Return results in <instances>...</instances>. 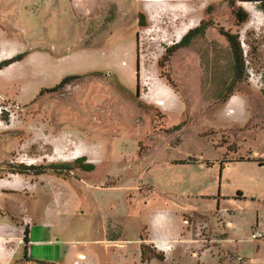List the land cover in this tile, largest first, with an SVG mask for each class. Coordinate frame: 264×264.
<instances>
[{"label":"rangeland","instance_id":"obj_1","mask_svg":"<svg viewBox=\"0 0 264 264\" xmlns=\"http://www.w3.org/2000/svg\"><path fill=\"white\" fill-rule=\"evenodd\" d=\"M18 55L0 70V220L49 240L34 260L264 264V0H0V61ZM35 187L68 207L54 237ZM159 215L178 237L157 249Z\"/></svg>","mask_w":264,"mask_h":264},{"label":"crops","instance_id":"obj_2","mask_svg":"<svg viewBox=\"0 0 264 264\" xmlns=\"http://www.w3.org/2000/svg\"><path fill=\"white\" fill-rule=\"evenodd\" d=\"M2 59L3 57H0V60ZM224 170H225V167L222 164H220V174H222ZM17 182L19 181H15V182L13 180L8 181L9 185H5V187L10 186L8 188H16L14 185ZM34 190H36L35 194H38V196H40L41 198H44V197L46 198L43 215L40 216L39 220L41 219L43 220L41 226L43 229L47 230V235H51L52 237H54V235L56 233L58 234L59 232L58 229L56 228H60V218L67 211L68 207L65 208L61 205L56 206L53 200H51L52 198H54L52 192H49L47 190L44 191L43 189L39 190L37 189V187H35ZM238 191L242 194L240 190ZM12 193H9V194H12ZM1 194H5L3 193V189L0 190V200L6 199L5 196ZM6 200L12 201L11 198L6 199ZM13 201H15L14 203L17 202L16 200H13ZM38 203L39 202L37 198L36 200H33V205L36 208L38 207L37 205ZM16 204L18 205V209L20 210L21 215L30 216L32 218L33 226H34L36 216L34 217L33 215H31L29 210L25 208V206H22L21 204H18V203ZM10 211H11V208H10ZM160 216L162 215H159L156 218L151 220L152 230L150 231V234L147 239H144V240L141 239L143 241L142 244L149 243L155 246L157 249H159L160 245H165L168 242H171L174 238L178 237V234L174 232L175 230L174 227H170V226L167 227L165 225V224H169L168 223L169 221H171L172 223L173 221L170 220L169 217H167L168 219H166V218H160ZM25 228L26 227L25 226L23 227L22 225H20L19 222L18 223L14 222L12 220V217L10 216H7V218H4V219L2 218L0 220V264H13L16 261L19 263L26 262L27 264H51V263H46L43 261L34 260L33 252L31 250L32 245H36V244L48 245V243H50L49 240L48 241H44V240L42 241L39 239L33 240V227L31 225L30 227H28V236H27L28 243L26 244V242L24 241ZM50 228H52V230H49ZM256 231H259V230H256ZM254 241H264V240H254ZM26 245H27V249H30V256L26 254ZM70 256L71 257L69 258L73 260V264H75V262H79L80 259L76 258L77 257L76 254L71 253ZM84 262L86 261L84 260ZM52 264H62V262H57V263L54 262Z\"/></svg>","mask_w":264,"mask_h":264},{"label":"trees","instance_id":"obj_3","mask_svg":"<svg viewBox=\"0 0 264 264\" xmlns=\"http://www.w3.org/2000/svg\"><path fill=\"white\" fill-rule=\"evenodd\" d=\"M236 17H237L238 22H240V23H243L247 20V14L243 13L240 9L236 12ZM204 29H205V25L201 24L199 27H197L193 30H190L186 35L183 36L181 41L178 44L171 47V50H168V52L169 51L173 52L174 50H176L179 47L186 46L188 44V41L191 39V37L202 33L204 31ZM222 33L228 39V42L230 43L234 57L237 60H239L238 59L239 57L242 58L243 52L241 50L240 43L238 41V36H235L229 32H224V31H222ZM17 60H22V55H18L16 57L11 58V59L0 61V70H2L3 68H5L7 66H10L11 64L16 62ZM75 78H78V77H76V76L65 77L61 80V82L59 84H57L55 87L49 89V91H51V92L57 91V90L63 88L64 86H66L69 82H71V80H73ZM248 160H250V159H248ZM80 161L81 160H77L76 164H80ZM258 162H259V164L263 165L262 161H258ZM72 167H73V165H70V164L62 166V168L64 170H71ZM59 168H61V167H58L56 165H52V169H54V170L59 169ZM80 168H82L83 170H86V171H91L94 169V166L91 163H85V164L81 165ZM24 233H25L24 241L27 244L28 243V240H27L28 228L25 229ZM143 249H144V247H143ZM26 253H27V248H26ZM143 254H144V250H143ZM153 254L157 255L158 257H161V255L159 253H153Z\"/></svg>","mask_w":264,"mask_h":264},{"label":"built area","instance_id":"obj_4","mask_svg":"<svg viewBox=\"0 0 264 264\" xmlns=\"http://www.w3.org/2000/svg\"><path fill=\"white\" fill-rule=\"evenodd\" d=\"M26 228H28V226ZM251 239L252 240H264V232H261V231L253 232L251 234ZM26 248H27V245H26ZM26 254L30 256V249H27V253ZM75 264H88V263H86V262H75Z\"/></svg>","mask_w":264,"mask_h":264},{"label":"bare ground","instance_id":"obj_5","mask_svg":"<svg viewBox=\"0 0 264 264\" xmlns=\"http://www.w3.org/2000/svg\"><path fill=\"white\" fill-rule=\"evenodd\" d=\"M161 104H163V103L161 102Z\"/></svg>","mask_w":264,"mask_h":264}]
</instances>
